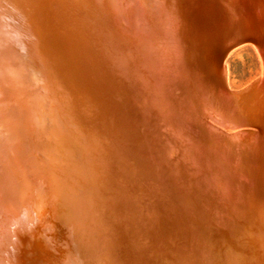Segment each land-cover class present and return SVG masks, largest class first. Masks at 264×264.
Listing matches in <instances>:
<instances>
[{"label":"water","instance_id":"1","mask_svg":"<svg viewBox=\"0 0 264 264\" xmlns=\"http://www.w3.org/2000/svg\"><path fill=\"white\" fill-rule=\"evenodd\" d=\"M0 264H264V0H0Z\"/></svg>","mask_w":264,"mask_h":264},{"label":"rangeland","instance_id":"2","mask_svg":"<svg viewBox=\"0 0 264 264\" xmlns=\"http://www.w3.org/2000/svg\"><path fill=\"white\" fill-rule=\"evenodd\" d=\"M259 54L251 45H241L228 53L225 59L227 84L231 91L247 88L262 73Z\"/></svg>","mask_w":264,"mask_h":264},{"label":"bare ground","instance_id":"3","mask_svg":"<svg viewBox=\"0 0 264 264\" xmlns=\"http://www.w3.org/2000/svg\"><path fill=\"white\" fill-rule=\"evenodd\" d=\"M241 45H251V46H253L252 44H250V43H248V42H246V43H241V44H239V45H237L236 47H238V46H241ZM236 47H234V48H232L229 52H231L233 49H235ZM254 47V46H253ZM255 48V47H254ZM255 50H256V48H255ZM228 52V53H229ZM256 52L258 53V51L256 50ZM259 54V53H258ZM227 56H228V54H227ZM225 59H226V57L222 60V63H223V65H224V67H225V69H226V66H225ZM262 64V63H261ZM227 74L228 73H226V81H227V79H228V77H227ZM227 83V82H226ZM253 83V82H252ZM251 83V84H252ZM227 86H228V84H227ZM229 89V88H228ZM244 89V88H243Z\"/></svg>","mask_w":264,"mask_h":264}]
</instances>
